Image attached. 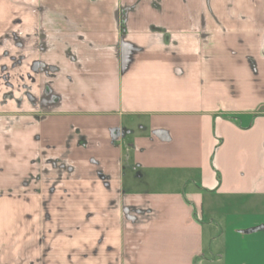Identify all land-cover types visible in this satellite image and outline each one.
<instances>
[{"label": "crops", "instance_id": "0c3cea01", "mask_svg": "<svg viewBox=\"0 0 264 264\" xmlns=\"http://www.w3.org/2000/svg\"><path fill=\"white\" fill-rule=\"evenodd\" d=\"M19 18L29 31L50 20L77 70L51 52L75 79L61 108L0 131V264L40 255L24 245L43 202L60 201L50 161L62 159L77 229L48 264H196L208 196L258 212L233 223L231 252L264 264V0H0V36ZM41 165L49 174L22 189Z\"/></svg>", "mask_w": 264, "mask_h": 264}, {"label": "flooded vegetation", "instance_id": "af4514ba", "mask_svg": "<svg viewBox=\"0 0 264 264\" xmlns=\"http://www.w3.org/2000/svg\"><path fill=\"white\" fill-rule=\"evenodd\" d=\"M47 23L52 28V22L49 20ZM21 26L22 20L15 19L12 26L0 36V131L7 135L22 120L24 126L39 123L61 108L64 99L62 91L65 89L63 79L66 78L69 85H74L75 79L67 72L66 66L58 59L54 61L48 58L51 52L64 55L77 70L75 44L49 33V26L32 31L23 30ZM58 44H61V47ZM50 163L58 170V176L52 180L50 195L52 196L59 186L63 192L59 203L53 202L52 197L43 202L39 230L35 235L37 239L30 240L24 245L27 252L38 249L40 255L35 259L29 255L12 257L10 262L3 264H48L47 255L54 247L59 246L56 245L58 236L71 237L72 231L77 229V222L69 224L70 218L66 215L69 211L65 198L72 193L62 184L64 172L68 174L73 168L67 165L66 159L59 163L51 160ZM38 169L37 175L30 174L22 181V189L32 183H38L43 174L46 176L49 174L45 166L41 165ZM33 189L36 192L40 190L36 185ZM135 211L141 213L143 210L136 208ZM46 224L50 226L46 227ZM32 229L36 230L35 227Z\"/></svg>", "mask_w": 264, "mask_h": 264}, {"label": "rangeland", "instance_id": "374dc122", "mask_svg": "<svg viewBox=\"0 0 264 264\" xmlns=\"http://www.w3.org/2000/svg\"><path fill=\"white\" fill-rule=\"evenodd\" d=\"M207 198V200H211H209L208 202L210 203V214H206L205 217H203L204 215L202 216V212L199 211V216L203 217V221H205L204 240L207 253L206 257L197 258L196 264H242V261L245 260V258L241 257L239 252H231V250H234V248H231L233 247L231 245L233 241L236 246L240 242V237L238 236V234L234 235L235 237H232V233H234L235 231V226L233 223H238V217L241 214H243L244 217L250 219L252 218V216H255V213L258 212L251 213L250 210H244L240 206V204L233 205L232 203H229L228 200L222 201L223 197L221 198V200L211 199L210 196H208ZM223 202L225 205L222 204ZM226 212H229V214H226ZM224 218L226 224L221 227L218 224L221 223ZM227 218L228 221L226 220ZM211 221H214V223H212ZM223 228L225 229L226 235H221V229ZM213 237H215V239ZM226 237H228L227 245L225 243ZM226 249H229L227 255H225V252L227 251ZM6 259L7 261L5 262H10L11 257Z\"/></svg>", "mask_w": 264, "mask_h": 264}, {"label": "water", "instance_id": "95a60500", "mask_svg": "<svg viewBox=\"0 0 264 264\" xmlns=\"http://www.w3.org/2000/svg\"><path fill=\"white\" fill-rule=\"evenodd\" d=\"M125 45V44H124ZM121 67H122V71L124 72L125 69L128 67L129 63L131 62V55L132 52H129L128 49H123V42L121 43Z\"/></svg>", "mask_w": 264, "mask_h": 264}, {"label": "trees", "instance_id": "16d2710c", "mask_svg": "<svg viewBox=\"0 0 264 264\" xmlns=\"http://www.w3.org/2000/svg\"><path fill=\"white\" fill-rule=\"evenodd\" d=\"M125 28V22H122V29Z\"/></svg>", "mask_w": 264, "mask_h": 264}]
</instances>
